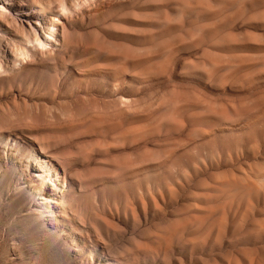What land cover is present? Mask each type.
<instances>
[{
	"label": "rangeland",
	"instance_id": "obj_1",
	"mask_svg": "<svg viewBox=\"0 0 264 264\" xmlns=\"http://www.w3.org/2000/svg\"><path fill=\"white\" fill-rule=\"evenodd\" d=\"M0 264H264V0H0Z\"/></svg>",
	"mask_w": 264,
	"mask_h": 264
},
{
	"label": "bare ground",
	"instance_id": "obj_2",
	"mask_svg": "<svg viewBox=\"0 0 264 264\" xmlns=\"http://www.w3.org/2000/svg\"><path fill=\"white\" fill-rule=\"evenodd\" d=\"M24 1H27V0H24ZM11 5H13L14 4V2H11L10 3ZM21 4H23V5H27V2H22ZM20 5V4H19ZM44 8V12L46 13L47 12V10L45 9V7H43ZM38 11H34L33 13H37ZM25 14H28V13H25ZM1 16H3V19H2V25H6V27L7 26H9L10 24H12L13 25V28L11 29L13 32H14V34L15 35H17V37H20V33H22L23 34V37L24 36H26L27 35V33H26V30H25V27H24V24H21L20 22H18V20H17V18H15V17H12V15H11V13H8V12H6V11H4L3 13H2V15ZM2 18V17H1ZM13 22V23H12ZM37 24H39V25H41V27H43V25H42V23H37ZM50 31H49V37H47V38H49L50 39V37L53 35V33L56 31V27H55V25L53 24V22L52 21H50ZM8 28V27H7ZM11 31V32H12ZM38 41H39V43L40 44H42L43 45V43L41 42L42 40H39L38 39ZM27 42H29V41H27ZM57 180H59V178H57ZM54 203H56V202H54Z\"/></svg>",
	"mask_w": 264,
	"mask_h": 264
}]
</instances>
